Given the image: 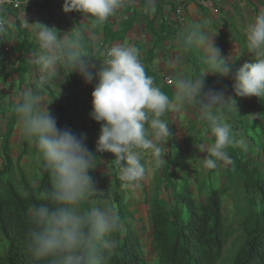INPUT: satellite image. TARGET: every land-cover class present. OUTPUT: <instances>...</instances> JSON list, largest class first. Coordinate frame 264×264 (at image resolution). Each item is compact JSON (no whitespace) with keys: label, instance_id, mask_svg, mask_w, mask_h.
<instances>
[{"label":"clouds","instance_id":"9594fccd","mask_svg":"<svg viewBox=\"0 0 264 264\" xmlns=\"http://www.w3.org/2000/svg\"><path fill=\"white\" fill-rule=\"evenodd\" d=\"M126 0H63L62 12H79L102 24L122 8ZM157 0H145L142 12L155 14ZM35 25L34 37L38 50L30 54L28 63L38 69L32 87L21 90L14 112L22 135L35 147L38 158L50 177V187L40 193L44 203L33 205L29 211L34 228L28 233L29 246L34 258L48 264H107L118 247L112 238L122 231V222L114 205L105 202L103 208L81 210L90 197L100 198L90 172L98 165L96 153H110L118 167L120 179L127 184L143 180L146 168L143 152L150 150L154 168L166 162L162 157L160 141L170 136L169 123L161 119L170 109L195 107L207 122L210 144L199 145L204 153L205 169H216L219 164L231 163L226 151L229 147L247 151L245 139L237 138L227 118L225 108L236 113V100L227 97L223 90L204 91L206 74L227 77L231 63L221 57L214 44V35L194 23L178 41L185 48L195 46L204 54L205 70L196 79L179 76L175 94L169 97L154 85L139 58L136 47L115 44L100 52L102 63H97L84 50L79 33H60L57 29L40 23ZM14 25L0 18V34ZM247 45L255 55L254 60L242 64L232 74L233 95L237 98L264 97V10L246 26ZM63 67L66 75L58 69ZM76 72L85 84L95 80L91 92L90 119L100 125L95 153L89 151L85 137L70 129L57 127V121L47 110L39 94L40 89L54 88L59 95L57 80Z\"/></svg>","mask_w":264,"mask_h":264},{"label":"crops","instance_id":"0c3cea01","mask_svg":"<svg viewBox=\"0 0 264 264\" xmlns=\"http://www.w3.org/2000/svg\"><path fill=\"white\" fill-rule=\"evenodd\" d=\"M18 1L19 8L4 10L1 14L2 19L11 21L14 25L6 33L0 34V129L3 130L4 138L6 129L11 125L9 143L15 132L20 131L13 110L14 104L23 88L32 87L35 90L33 80L38 71L28 63L30 54L38 50L34 37L36 28L35 25L27 28L24 26L21 18L23 13V19L29 24L40 23L53 27L60 33L70 32L71 37L79 33L84 50L97 63L103 61L100 52L112 45L136 47L146 73L153 78L154 85L170 98L175 94L177 77L196 79L206 68L203 51L195 46L185 48L177 39L179 33L186 32L191 25L197 23L209 35H214V44L220 49L221 57L232 65V71L227 77L206 74L203 78L204 91L223 90L225 96L236 100V113L225 108L223 115L238 134L237 138L245 139L248 148L243 151L229 147L226 151L231 160V155L238 159L240 153L244 158H257L258 151L253 147V139L249 136L250 126L247 123L250 119L254 120V117L258 118L257 98L235 97L232 74L242 64L256 58L247 45L246 26L264 10V0H209L208 7L200 5L203 0H157L156 13L151 15L142 12L145 0H126L125 5L102 24H95L92 18H86L79 12H62L63 0ZM178 7L184 17L183 27L178 25L175 15ZM58 71L61 76L67 74L62 66ZM166 80H170L171 84H166ZM56 83L59 89L57 97L54 88L38 90L44 103L52 101L47 105V110L56 118L57 127L60 126L57 107L68 110L67 129L78 136H84L89 151L95 153L100 125L89 116L95 80L85 84L79 74L73 72L62 82L57 80ZM161 119L167 120L170 128V136L159 142L163 146L162 159L166 163L154 168L153 156L150 150H145L142 163L149 164L145 166L146 175L143 180L131 184L129 192L150 194L159 186L153 179H164L165 176L177 179L185 177L189 184V178L193 177L217 178L218 168L223 164L211 170L205 169L202 164L201 159L205 154L200 151L199 145L210 144L214 138L211 137L209 125L201 118L198 109H170ZM243 123L246 124L242 125ZM22 145L26 146L25 152H21L25 156L30 142L24 137ZM96 156L98 165L89 173L90 176L98 178L106 170L107 177H110L109 174L114 169L111 159L114 157L110 153H96ZM112 176L119 177L114 172ZM202 186L203 182L199 188L202 189ZM99 188L100 186L98 191ZM209 188L212 187H207L206 191Z\"/></svg>","mask_w":264,"mask_h":264},{"label":"trees","instance_id":"16d2710c","mask_svg":"<svg viewBox=\"0 0 264 264\" xmlns=\"http://www.w3.org/2000/svg\"><path fill=\"white\" fill-rule=\"evenodd\" d=\"M57 110L60 118L58 128L67 129L68 110L60 106ZM11 134L12 127L9 125L0 146V235L6 244L5 254H0V264H48V261H38L32 255L28 233L34 228L29 209L44 203L40 193L50 187V177L40 159L36 187L22 173L17 181L14 179L18 163L15 164L10 156ZM25 149L23 145V152ZM260 149L264 165V130ZM240 171L244 189L252 192L260 209L254 221L245 219L239 223L244 241L228 263L222 260L224 243L228 237L221 214L223 190L209 188L199 201H195L189 183L184 179L178 193L171 190L173 207H169L158 194L148 195L155 264H264V174L257 175L256 169ZM114 181L119 184V178H114ZM163 181L171 188L178 186L169 176H165ZM113 202L121 218L122 233L112 235L118 241V247L107 264H146L139 253L141 244L132 225V215L124 207L119 194L114 195Z\"/></svg>","mask_w":264,"mask_h":264},{"label":"rangeland","instance_id":"374dc122","mask_svg":"<svg viewBox=\"0 0 264 264\" xmlns=\"http://www.w3.org/2000/svg\"><path fill=\"white\" fill-rule=\"evenodd\" d=\"M257 107L256 111L258 114V118L254 117V120L247 121L250 126L249 136L253 139V147L258 151L259 156L255 159L254 157H246L244 158L241 153L238 154V159L235 156H232L231 163L223 164L222 167L218 168V177L201 179L197 177L189 178L190 181V190H192L193 197L195 201H199L207 192V187L218 188L223 190L222 198H221V214L223 219V225L227 228L228 237L224 243L223 247V257L222 260L225 263H228L231 256H233L239 248L242 246L244 241V236L242 234L241 227L239 223L245 219H249V221H254L259 213V203L255 199L256 197L252 194L250 190H245L243 187V175L240 170H253L256 169V174L262 176L264 174V165L262 156H260L261 143L263 142V130H264V97L257 99ZM243 123L242 125H245ZM241 125V126H242ZM18 132L11 137L10 141V156L15 164L18 163L14 171V179L17 181L20 173L24 174L27 181L33 186L36 187L39 178V172L37 170L38 163V154L37 150L30 143L28 153L25 156H21V152L23 151V141L24 136L22 133ZM3 130L0 129V146L2 144L3 139ZM20 156V160H19ZM114 159V158H113ZM111 159V164L114 166L113 171L110 172V177H107L106 170L105 173L101 172V176L98 178H92L93 183L95 185L96 190L98 192H103V196L97 198L96 196L90 197L87 201H85L81 205V210H91L94 208H103L105 202L114 204V195L117 193L120 195L122 202L124 203V207L128 210V212L132 215V225L136 229L139 239H140V256L143 262L146 264H155V255L152 252V244H151V232H150V208H149V197L148 195L153 196L154 194H158L161 199H163L169 207H173L174 204L172 202L170 196V190L173 192H179L182 188L180 184L184 182L185 177L183 178H172V181L178 183L176 188L169 187L166 183H164L163 179L155 178L153 181L155 183L158 182L156 191L146 194V193H134L129 192L130 185L126 182L122 181L119 178V184L114 181V175H119L117 165L115 161ZM2 156L0 152V167L2 165ZM19 161V162H17ZM148 166L149 164L146 163ZM144 165V166H146ZM236 165H239L236 167ZM223 168V169H222ZM224 170V171H223ZM187 180V179H186ZM107 182L106 184L103 183ZM188 181V180H187ZM203 182L202 189H200V185ZM160 183L162 185H160ZM189 183V182H188ZM110 185V186H108ZM104 186V187H102ZM163 187V188H161ZM122 233V231L120 232ZM6 250V244L3 241L0 235V254L4 255Z\"/></svg>","mask_w":264,"mask_h":264},{"label":"built area","instance_id":"2783aa9c","mask_svg":"<svg viewBox=\"0 0 264 264\" xmlns=\"http://www.w3.org/2000/svg\"><path fill=\"white\" fill-rule=\"evenodd\" d=\"M202 7H208L210 5L209 0H203L200 2ZM20 6V1L18 0H0V18H2L1 14L4 10L7 9H17ZM175 15L178 18V25L183 27L184 25V17L182 14V10L180 7L176 8ZM103 62V61H102ZM166 84H171L170 80L165 81Z\"/></svg>","mask_w":264,"mask_h":264}]
</instances>
